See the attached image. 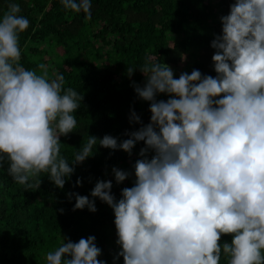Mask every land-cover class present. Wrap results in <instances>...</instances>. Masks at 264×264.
Segmentation results:
<instances>
[{"label": "clouds", "instance_id": "9594fccd", "mask_svg": "<svg viewBox=\"0 0 264 264\" xmlns=\"http://www.w3.org/2000/svg\"><path fill=\"white\" fill-rule=\"evenodd\" d=\"M60 2L92 18V0ZM21 12L9 3L0 17V168L7 163L25 191L38 190L44 176L63 190L97 142L130 160L143 142L130 169L111 168L116 185L132 179L119 199L111 179H96L90 196L66 193L72 211L97 212L96 198L113 210L114 264H264V0H231L220 15L210 43L215 76L194 68L176 78L171 65L146 55L141 84L127 66L137 99L149 102V122L132 108L129 123L140 127L125 130L127 139L90 135L71 163L61 137L76 131L84 95L45 63L39 72L21 63L20 35L30 27ZM102 255L95 235H62L45 254L46 264H107Z\"/></svg>", "mask_w": 264, "mask_h": 264}, {"label": "trees", "instance_id": "16d2710c", "mask_svg": "<svg viewBox=\"0 0 264 264\" xmlns=\"http://www.w3.org/2000/svg\"><path fill=\"white\" fill-rule=\"evenodd\" d=\"M230 2L92 0V18L86 20L82 11L65 10L60 0H0V17L9 3L20 4V14L30 20V27L20 35L21 63L38 72L37 65L45 63L50 75L63 74L65 87L84 95L76 113V131L61 137V154L71 163L90 135L127 139L125 130L140 127L129 123L132 108L149 122V102L137 99L130 86L131 80L145 81L139 68L144 66L146 55L153 58L152 62L171 65L176 78L180 65L189 73L195 68L215 76L211 60L215 50L210 43L213 33L221 31L219 17L228 13ZM127 66L137 68L131 80L126 75ZM141 147L143 142H138L130 160L125 151L113 152L97 142L95 155L76 167L63 190L44 176L38 190L25 191L9 176L5 163L0 168V264H46L45 254L59 246L62 235L74 242L95 235L103 251L99 259L114 264L113 254L119 247L113 210L96 198L97 212L87 208L72 211L75 200L69 202L66 193L90 196L96 179H111L112 191L119 199L121 189L132 186V179L116 185L111 168L130 169ZM78 177L84 178L83 186L74 188ZM60 208L65 209L64 214L57 211ZM224 239L230 241L231 237ZM116 264H123V258ZM221 264H226L225 258Z\"/></svg>", "mask_w": 264, "mask_h": 264}, {"label": "rangeland", "instance_id": "374dc122", "mask_svg": "<svg viewBox=\"0 0 264 264\" xmlns=\"http://www.w3.org/2000/svg\"><path fill=\"white\" fill-rule=\"evenodd\" d=\"M183 66H184V65H180V66H178L177 70L180 71V72H182V71L184 70V67H183Z\"/></svg>", "mask_w": 264, "mask_h": 264}]
</instances>
